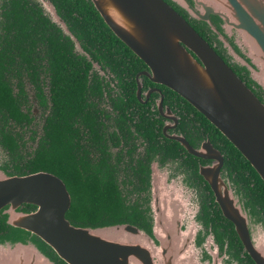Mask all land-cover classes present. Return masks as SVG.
Listing matches in <instances>:
<instances>
[{
	"label": "flooded vegetation",
	"instance_id": "af4514ba",
	"mask_svg": "<svg viewBox=\"0 0 264 264\" xmlns=\"http://www.w3.org/2000/svg\"><path fill=\"white\" fill-rule=\"evenodd\" d=\"M62 15L53 0H0V177L58 178L69 199L63 215L72 223L123 219L150 233L156 212L165 207L171 221L192 235L195 256L204 263L212 249L218 264H256L204 176L217 159L214 149L221 157L219 173L233 180L211 141V123L176 92L150 80L136 55L138 60L121 49L124 64L108 66ZM203 29L216 54L239 78L245 74ZM249 82L244 84L253 94L264 95ZM90 199L81 211L78 201ZM16 208L32 212L36 204L20 202ZM1 217L0 233L23 230ZM223 218L232 224L235 247L220 226H212ZM40 246L46 253L49 246Z\"/></svg>",
	"mask_w": 264,
	"mask_h": 264
},
{
	"label": "water",
	"instance_id": "95a60500",
	"mask_svg": "<svg viewBox=\"0 0 264 264\" xmlns=\"http://www.w3.org/2000/svg\"><path fill=\"white\" fill-rule=\"evenodd\" d=\"M89 1L111 32L147 66L144 73L150 80L173 90L200 112L264 182V104L186 20L208 28L220 42L221 34L235 36L232 46L243 57L237 67L244 68L248 79L264 91V83L256 78L264 71V0ZM106 1L133 31L114 19ZM237 43L242 49L235 47ZM227 57L230 59L229 52ZM190 60L206 73L211 89L200 83ZM210 151L217 159L206 167L204 176L214 199L234 225L245 250L256 264H264V226L240 188L226 172L219 173L220 155ZM20 202L36 204V209L19 212L16 207ZM68 202L63 183L52 175L0 177V208L8 204L0 211L1 219L8 226L23 229L0 233V264H59L44 252L42 243L62 264H172L173 232L183 253L178 263L206 264L195 256L192 235L177 222H173V231L164 233L157 230L155 219L150 233L124 221L72 224L63 215ZM118 235L144 236L147 244L122 241ZM215 255L211 249L207 264H218Z\"/></svg>",
	"mask_w": 264,
	"mask_h": 264
},
{
	"label": "trees",
	"instance_id": "16d2710c",
	"mask_svg": "<svg viewBox=\"0 0 264 264\" xmlns=\"http://www.w3.org/2000/svg\"><path fill=\"white\" fill-rule=\"evenodd\" d=\"M53 2L62 12V16L68 20L67 23L69 24V28L72 33L82 36V41L85 42L84 44L95 47L96 51H98V58L106 60V64L108 66L118 67L124 64L123 57H121L122 50L126 51L127 55L131 54L138 60V58L130 51V49L127 48L105 25L90 1L53 0ZM179 12L185 17L181 11ZM78 17H80V22L78 21ZM186 20L203 38L209 41L206 31L203 29L202 25L190 18H186ZM239 76L247 85L251 84L244 73L239 74ZM82 81H84V78H82ZM254 94L261 102L264 103V95L259 90H255ZM185 103L187 102L185 101ZM188 106L190 105L188 104ZM197 114L199 113L197 112ZM203 120L208 123L206 119L203 118ZM209 126L213 130V138L211 141L224 154V168L227 169L228 175L233 179L235 184H239V187L246 197L248 204L252 206L260 216L264 217V182L258 177L256 172L240 155L237 149L234 148V146L215 127H213L211 124ZM92 202L93 201H91V199L89 201H78L80 210L83 211L87 208V204ZM213 213L219 218V209L216 206L213 209ZM118 217H120L119 213L116 218ZM223 220V224L218 221L217 223H213L212 226H220L221 232L227 235L228 241L230 242L229 246L235 247L234 242L236 241V234L233 231L232 224L227 219L223 218ZM117 221H123V219ZM72 224L86 223L75 222ZM3 228V223L0 222V229ZM234 251L235 254H237L236 249ZM46 253L50 255V257L57 263H63L62 260L59 259L50 248L46 249Z\"/></svg>",
	"mask_w": 264,
	"mask_h": 264
},
{
	"label": "bare ground",
	"instance_id": "6f19581e",
	"mask_svg": "<svg viewBox=\"0 0 264 264\" xmlns=\"http://www.w3.org/2000/svg\"><path fill=\"white\" fill-rule=\"evenodd\" d=\"M105 3L108 5V8H107L108 12L114 17V19L120 25L125 27L127 30L133 31L131 24L126 19L121 18V16L114 10L113 6L108 1H106ZM252 60L255 63L259 62V60L257 61L255 58H253ZM191 63H192V65H193V67L197 73V76H198L200 83L204 87L211 89V83H210L206 73L203 71V69L200 68L193 61H191ZM256 78L264 83V71H261L259 77H256ZM165 201H166V199H165ZM165 203H167V202H165ZM171 219H172V213H170V211L165 207L163 210H161V213L156 212V228H157V230H160V232H163V233L166 231H173L174 230L173 229V220L171 221ZM172 234H173V240H172V247L173 248L170 251L171 255L173 256L172 264H180L177 262V261H180V258L182 257V254H183L181 244H180V239L175 232H173ZM117 238L122 240V241H125L126 239H128V240L138 241L139 243L147 244V240L144 236H141L140 238L139 237L134 238L131 236L125 237L123 235H118ZM160 240L163 241L162 238H160ZM152 250H153V253H157L156 249H152Z\"/></svg>",
	"mask_w": 264,
	"mask_h": 264
},
{
	"label": "rangeland",
	"instance_id": "374dc122",
	"mask_svg": "<svg viewBox=\"0 0 264 264\" xmlns=\"http://www.w3.org/2000/svg\"><path fill=\"white\" fill-rule=\"evenodd\" d=\"M233 36V35H232ZM235 37V36H234ZM234 37H226V35H219V39L221 40V45L223 46L225 53L227 55V53L229 52L231 60H237V61H242V56L240 55L239 52L236 51V49H234V47L232 45H235V43L233 42V38ZM236 48L238 47L239 49H242V45H240L239 43L236 44L235 46ZM228 51V52H227ZM232 56V57H231ZM236 185V184H235ZM231 188V187H230ZM232 189V188H231ZM231 262V261H230Z\"/></svg>",
	"mask_w": 264,
	"mask_h": 264
}]
</instances>
